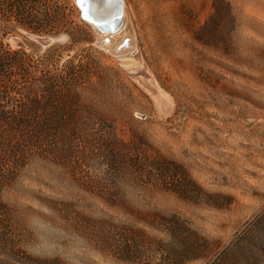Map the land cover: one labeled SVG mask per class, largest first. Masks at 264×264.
<instances>
[{
    "label": "rangeland",
    "instance_id": "rangeland-1",
    "mask_svg": "<svg viewBox=\"0 0 264 264\" xmlns=\"http://www.w3.org/2000/svg\"><path fill=\"white\" fill-rule=\"evenodd\" d=\"M68 2L83 33L65 25L87 41L0 11L5 49L35 65L18 99L68 59L79 75L74 121L2 190L17 241L68 264H152L161 243L195 234L204 246L184 264H212L264 239V0H125L126 25L96 33L101 46ZM126 244L131 262L117 256Z\"/></svg>",
    "mask_w": 264,
    "mask_h": 264
},
{
    "label": "trees",
    "instance_id": "trees-1",
    "mask_svg": "<svg viewBox=\"0 0 264 264\" xmlns=\"http://www.w3.org/2000/svg\"><path fill=\"white\" fill-rule=\"evenodd\" d=\"M68 1L0 0V11L4 5L9 16L34 33L55 34L65 31L73 42L87 41V37L71 33L73 27L65 25L66 22H72L76 33H83L79 25L67 17L68 11L72 14ZM22 55L25 56L19 50L5 49L0 37V264H68L59 257L34 255L17 241L12 230L11 214L2 201L1 193L13 180L15 171L32 153L31 149L50 144L49 139L55 140L62 129L69 127L74 121L79 103V75L74 73V64L68 59L67 63H71L69 72L62 74L59 71L54 75L40 76L41 85L37 92L32 91L24 95V99H18L16 94L20 80L30 78L32 69L35 68L33 62ZM53 56L54 53H49L40 59L39 64L43 66L41 72L47 71L44 67L50 64ZM259 231L261 230H257L251 238H241L236 246L237 251L225 253L212 264H264V239L257 235ZM173 241L176 242L177 239L174 237ZM174 245L171 242L168 246L161 243L160 249L157 246L160 262L152 264H184L196 258L197 252L204 246L203 241L195 234L179 247ZM137 253L126 244L117 256L131 262ZM139 253L138 256H143L141 250ZM141 264L151 263L142 261Z\"/></svg>",
    "mask_w": 264,
    "mask_h": 264
},
{
    "label": "water",
    "instance_id": "water-1",
    "mask_svg": "<svg viewBox=\"0 0 264 264\" xmlns=\"http://www.w3.org/2000/svg\"><path fill=\"white\" fill-rule=\"evenodd\" d=\"M75 3L78 6V9L80 10L79 16L80 19L83 21L84 19H88L91 23L94 24L95 28L92 30L93 36H94V44L97 46H101L99 39L95 36L96 33L101 34H113L116 32V28L118 25L121 24L122 18V1L121 0H75ZM105 5V8L108 9V15L103 12V14H100L98 12L99 9H103ZM88 10V12H83L82 9ZM105 13V14H104ZM85 15H88L86 18ZM91 19V20H90ZM114 24L113 27L110 28H103L101 25H111ZM88 25V24H87ZM117 25V27H116ZM90 27V26H89ZM32 38H34L36 41L40 43H48L49 38L45 37H39L37 35H31Z\"/></svg>",
    "mask_w": 264,
    "mask_h": 264
},
{
    "label": "bare ground",
    "instance_id": "bare-ground-1",
    "mask_svg": "<svg viewBox=\"0 0 264 264\" xmlns=\"http://www.w3.org/2000/svg\"><path fill=\"white\" fill-rule=\"evenodd\" d=\"M122 1V13H121V20H122V22H121V24L120 25H118V27H117V25H116V32L117 31H119V30H121V28L122 27H124V25H126L125 24V18H124V16H125V0H121ZM104 8L102 9H99L98 10V12L100 13V14H103V12H105L107 15L109 14L107 11H108V9L107 8H105V5L103 6ZM83 10V12L85 13V12H88V10H86V8L84 9H82ZM104 13V14H105ZM86 16V18H88L87 16L88 15H85ZM91 20V19H90ZM84 21L90 26V28H92V30H94V28H95V26H94V24L93 23H91L90 21H88V19H84ZM103 28L105 27V28H110V27H113L114 26V24H111V25H101ZM128 33H129V31H128ZM127 34V33H126ZM98 35V34H97ZM96 35V36H97ZM104 35V34H103ZM109 35V34H108ZM117 35H119V34H117ZM116 35V36H117ZM102 36V35H101ZM115 36V35H114ZM115 36V37H116ZM128 37H129V39H128ZM128 37H127V39L129 40V42H133V36H130V35H128ZM123 39V38H122ZM105 42V41H104ZM103 42V43H104ZM127 42V41H126ZM129 42H128V44H129ZM104 45V44H103Z\"/></svg>",
    "mask_w": 264,
    "mask_h": 264
}]
</instances>
